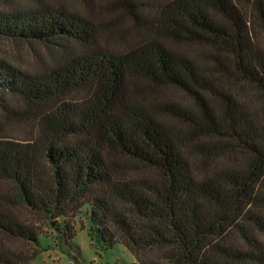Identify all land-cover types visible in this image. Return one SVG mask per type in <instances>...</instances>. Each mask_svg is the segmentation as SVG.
<instances>
[{"label": "trees", "instance_id": "obj_1", "mask_svg": "<svg viewBox=\"0 0 264 264\" xmlns=\"http://www.w3.org/2000/svg\"><path fill=\"white\" fill-rule=\"evenodd\" d=\"M111 4L143 36L126 50L82 14L0 8V38L52 54L38 73L0 60V92L34 112L5 111L36 125L26 141L0 125V264L41 253L21 210L137 264H264V0ZM165 89L186 101H144Z\"/></svg>", "mask_w": 264, "mask_h": 264}, {"label": "rangeland", "instance_id": "obj_2", "mask_svg": "<svg viewBox=\"0 0 264 264\" xmlns=\"http://www.w3.org/2000/svg\"><path fill=\"white\" fill-rule=\"evenodd\" d=\"M36 2L82 14L97 27L101 44L109 49L126 50L143 38L130 16L120 5H112V0H0V8L29 7ZM259 43L264 48V35H260ZM201 49L194 48L192 54L196 60L205 62ZM51 57V51L42 45L0 38V60L19 71L42 72ZM144 101L150 104L159 101L183 102L186 99L177 91L165 89L147 96ZM5 106L29 116L33 115V109L0 92V125L4 134L19 141L31 139L36 133L35 123L25 116L8 114ZM21 213L26 221L36 223L45 233L39 238L41 253L33 264H137L133 255L121 244L106 247L98 240H92L87 231L79 230L73 240H55L54 232L39 222L43 221L41 218L22 210ZM74 221L77 223L80 217L77 216ZM258 237L264 241V233Z\"/></svg>", "mask_w": 264, "mask_h": 264}]
</instances>
